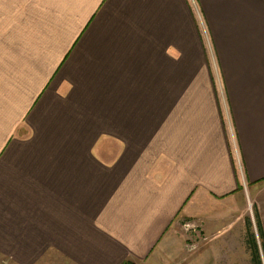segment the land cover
I'll list each match as a JSON object with an SVG mask.
<instances>
[{
  "label": "crops",
  "instance_id": "0c3cea01",
  "mask_svg": "<svg viewBox=\"0 0 264 264\" xmlns=\"http://www.w3.org/2000/svg\"><path fill=\"white\" fill-rule=\"evenodd\" d=\"M261 183L264 0H0V261L175 264Z\"/></svg>",
  "mask_w": 264,
  "mask_h": 264
},
{
  "label": "rangeland",
  "instance_id": "374dc122",
  "mask_svg": "<svg viewBox=\"0 0 264 264\" xmlns=\"http://www.w3.org/2000/svg\"><path fill=\"white\" fill-rule=\"evenodd\" d=\"M207 58L215 69V76L218 75L210 46L207 48ZM217 82L216 92L222 98V87ZM211 209L216 214L213 221H207L206 224L196 223L193 229L184 227L183 222V256L175 264H252V253L247 244L248 221L252 223L251 233L256 237L264 264L263 241L257 225L258 216L264 231V183L256 186L245 185L234 199ZM0 264L5 263L0 261Z\"/></svg>",
  "mask_w": 264,
  "mask_h": 264
},
{
  "label": "trees",
  "instance_id": "16d2710c",
  "mask_svg": "<svg viewBox=\"0 0 264 264\" xmlns=\"http://www.w3.org/2000/svg\"><path fill=\"white\" fill-rule=\"evenodd\" d=\"M257 225H258V230H259L261 240L263 241L262 250L264 252V231H263V227H262V224H261L258 216H257ZM251 226H252V223L250 221H248L247 222V230H248L247 244H248V247L250 248L251 253H252V264H263V262H262L263 259L261 256V250L259 248V245L257 243L255 235L251 233ZM124 264H136V263H134L132 261H127Z\"/></svg>",
  "mask_w": 264,
  "mask_h": 264
},
{
  "label": "built area",
  "instance_id": "2783aa9c",
  "mask_svg": "<svg viewBox=\"0 0 264 264\" xmlns=\"http://www.w3.org/2000/svg\"><path fill=\"white\" fill-rule=\"evenodd\" d=\"M188 227H190V226H188Z\"/></svg>",
  "mask_w": 264,
  "mask_h": 264
}]
</instances>
